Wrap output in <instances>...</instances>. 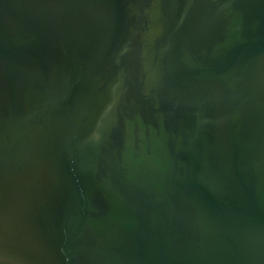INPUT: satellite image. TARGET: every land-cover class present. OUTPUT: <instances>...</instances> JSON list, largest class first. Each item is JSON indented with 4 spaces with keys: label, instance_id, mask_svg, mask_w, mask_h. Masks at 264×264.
Instances as JSON below:
<instances>
[{
    "label": "water",
    "instance_id": "water-1",
    "mask_svg": "<svg viewBox=\"0 0 264 264\" xmlns=\"http://www.w3.org/2000/svg\"><path fill=\"white\" fill-rule=\"evenodd\" d=\"M0 264H264V0H0Z\"/></svg>",
    "mask_w": 264,
    "mask_h": 264
}]
</instances>
